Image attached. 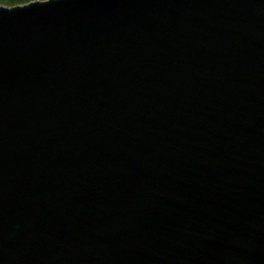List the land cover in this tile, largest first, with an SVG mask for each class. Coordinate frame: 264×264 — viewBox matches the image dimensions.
Returning a JSON list of instances; mask_svg holds the SVG:
<instances>
[{
    "label": "water",
    "instance_id": "95a60500",
    "mask_svg": "<svg viewBox=\"0 0 264 264\" xmlns=\"http://www.w3.org/2000/svg\"><path fill=\"white\" fill-rule=\"evenodd\" d=\"M0 264H264V0L0 3Z\"/></svg>",
    "mask_w": 264,
    "mask_h": 264
},
{
    "label": "trees",
    "instance_id": "16d2710c",
    "mask_svg": "<svg viewBox=\"0 0 264 264\" xmlns=\"http://www.w3.org/2000/svg\"><path fill=\"white\" fill-rule=\"evenodd\" d=\"M30 0H0V3L6 4V5H17V4H22L26 3Z\"/></svg>",
    "mask_w": 264,
    "mask_h": 264
}]
</instances>
